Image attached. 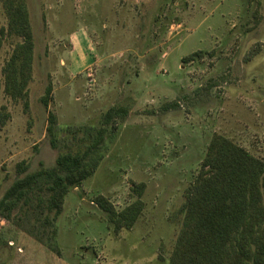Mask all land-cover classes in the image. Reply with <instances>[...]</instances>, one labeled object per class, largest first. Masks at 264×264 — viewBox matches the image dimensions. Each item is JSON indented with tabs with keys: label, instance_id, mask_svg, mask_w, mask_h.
<instances>
[{
	"label": "rangeland",
	"instance_id": "1",
	"mask_svg": "<svg viewBox=\"0 0 264 264\" xmlns=\"http://www.w3.org/2000/svg\"><path fill=\"white\" fill-rule=\"evenodd\" d=\"M25 2L32 74L24 100L1 91L0 199L15 180L75 151L82 133L73 130L99 128L111 108L128 114L113 133L106 127L99 167L66 195L53 226L35 199L0 216V264H167L211 137L264 161V0ZM16 42L3 41L1 83ZM196 51L202 59L182 61ZM48 112L56 117L54 149ZM132 183L145 184L144 210L132 229L115 233L95 200L119 211L136 200Z\"/></svg>",
	"mask_w": 264,
	"mask_h": 264
},
{
	"label": "trees",
	"instance_id": "2",
	"mask_svg": "<svg viewBox=\"0 0 264 264\" xmlns=\"http://www.w3.org/2000/svg\"><path fill=\"white\" fill-rule=\"evenodd\" d=\"M0 13L6 20V27L0 28V51L6 38L17 39L1 70L0 97L2 91L13 101L24 100L34 51L26 2L0 0ZM204 55L196 51L182 61L192 62ZM212 55L213 52L208 53ZM51 98L52 86L48 84L40 98L45 108ZM127 114L125 108H111L102 116L99 128L73 130L74 137L82 133L77 149L59 154L54 167H42L15 180L0 199V216L7 219L18 204L27 205L35 199V208L53 214L52 219L44 218L46 225L53 226L52 220L56 223L62 213L66 195L99 167L106 127L110 126L113 133L118 119ZM6 117L0 113L1 124ZM47 123L46 132L54 149L56 117L51 112ZM25 171L26 167H22L21 172ZM144 188V183H132L131 192L136 200L119 211L106 199L96 198L98 207L108 215L113 232L130 230L138 221L144 210ZM180 212L181 227L167 264H264V161L243 147L221 135L211 137ZM52 233L55 236V225ZM49 239L48 247L55 250V238Z\"/></svg>",
	"mask_w": 264,
	"mask_h": 264
}]
</instances>
